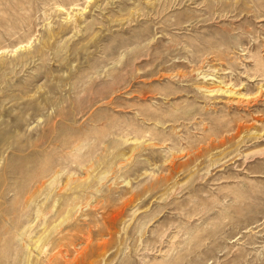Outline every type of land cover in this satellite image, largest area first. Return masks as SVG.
Segmentation results:
<instances>
[{
	"label": "rangeland",
	"instance_id": "1",
	"mask_svg": "<svg viewBox=\"0 0 264 264\" xmlns=\"http://www.w3.org/2000/svg\"><path fill=\"white\" fill-rule=\"evenodd\" d=\"M0 264H264V0H0Z\"/></svg>",
	"mask_w": 264,
	"mask_h": 264
}]
</instances>
